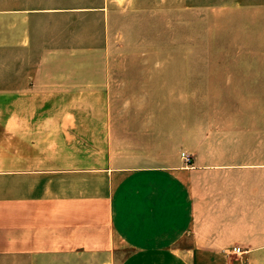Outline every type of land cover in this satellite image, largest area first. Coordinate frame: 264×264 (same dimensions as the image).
Listing matches in <instances>:
<instances>
[{"label":"crops","instance_id":"0c3cea01","mask_svg":"<svg viewBox=\"0 0 264 264\" xmlns=\"http://www.w3.org/2000/svg\"><path fill=\"white\" fill-rule=\"evenodd\" d=\"M184 8L206 42L163 46L149 75L176 121L138 140L153 128L116 103L134 98L116 62L85 48L79 74L57 59L52 21L71 9L0 0L5 264H264V4ZM77 91L98 102L80 125L56 105Z\"/></svg>","mask_w":264,"mask_h":264},{"label":"rangeland","instance_id":"374dc122","mask_svg":"<svg viewBox=\"0 0 264 264\" xmlns=\"http://www.w3.org/2000/svg\"><path fill=\"white\" fill-rule=\"evenodd\" d=\"M230 2L264 4V0H58L59 7L71 10L60 12L57 20L52 21V43L58 47L57 59L68 62L74 67L71 71L79 74L81 69L76 66H80L85 48H91V52L101 56L102 60L107 57V60L116 62V70L121 72L122 86L125 85L128 89L126 93H132L134 97L116 103L122 110L135 113L137 125L146 126V130L150 129L147 128L150 125L151 130L156 131L144 133L143 128L137 135L138 140L157 137L160 140L165 119L166 124L173 125L176 118L172 115V109L169 111L170 122L162 116L165 106L161 100L160 78L151 79L149 73L160 72L162 56L167 55L161 52L163 46L188 44L194 39L193 33H196L197 43L206 42L201 36L202 29L193 31L194 16L185 11L188 9L185 6ZM196 17L200 20L201 16ZM42 28L44 26L41 27V32H44ZM43 37H40L41 40ZM101 45L109 46L108 51L102 52L97 48ZM25 55L27 60L33 57L28 53ZM3 58L0 47V61ZM151 61L155 64L147 63ZM73 81L80 85V77ZM69 96L71 99L60 100L56 105L59 109L73 110L75 124H81L83 108H98V102L83 101L80 91ZM108 103L114 108V102ZM170 103L173 106V102ZM76 135L82 137L81 132ZM127 251L126 247L121 248V254ZM0 264L5 262L0 259Z\"/></svg>","mask_w":264,"mask_h":264},{"label":"built area","instance_id":"2783aa9c","mask_svg":"<svg viewBox=\"0 0 264 264\" xmlns=\"http://www.w3.org/2000/svg\"><path fill=\"white\" fill-rule=\"evenodd\" d=\"M182 157L184 158V160L187 162L189 161V156L187 154H185L184 152L181 153ZM232 253L234 254H241L243 253L244 251L242 250L241 246L239 245H234L232 246L231 250H230Z\"/></svg>","mask_w":264,"mask_h":264}]
</instances>
